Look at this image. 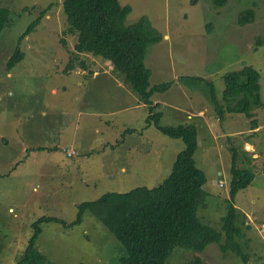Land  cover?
<instances>
[{"label":"rangeland","instance_id":"1","mask_svg":"<svg viewBox=\"0 0 264 264\" xmlns=\"http://www.w3.org/2000/svg\"><path fill=\"white\" fill-rule=\"evenodd\" d=\"M61 2L0 0V264L16 263L42 217L66 224L39 225L35 246L47 264H117L125 250L94 216L86 213L79 224L67 226L77 205L109 192L159 185L184 147L182 140L147 124V107L133 106L138 97L124 76L106 61L74 51L76 35L68 31ZM118 2L131 8L126 25L144 16L162 36L144 60L150 86L172 82L151 98L159 100L152 112L160 113L158 123L197 127L194 158L207 192L197 211L203 224L220 230L229 148H236L240 167L249 166L242 151L253 158V181L233 203L248 264H264V43L254 50L256 37L264 33V0H227L221 8L212 0ZM247 9L254 11V20L240 26L238 15ZM17 47L23 59L7 69ZM69 63L72 70L66 68ZM244 65L260 75L262 106L252 110L255 129L242 114L225 113L219 121L210 101L208 84L221 102L223 74ZM95 71L99 75L91 77ZM194 256L203 264H238L230 253L223 258L216 244L202 253L175 248L165 264H184Z\"/></svg>","mask_w":264,"mask_h":264},{"label":"trees","instance_id":"2","mask_svg":"<svg viewBox=\"0 0 264 264\" xmlns=\"http://www.w3.org/2000/svg\"><path fill=\"white\" fill-rule=\"evenodd\" d=\"M216 8L224 7L227 0H212ZM62 11L66 16L69 33L76 35L74 51L107 61L113 70L124 76L138 100L147 107V124L164 136L182 140L184 147L178 152L170 174L157 186H138L127 192H109L94 201L77 205L75 220L67 226L79 224L86 213L99 220L125 250L117 264H165L175 248H183L194 253H202L209 244H216L223 258L232 254L238 264H248V257L242 248L240 213L234 206L235 195L253 181L251 161L253 158L242 151L249 166H239L236 148L231 152L230 180L225 214L221 217V227L217 231L203 224L197 211L205 203L206 178L196 166L195 152L199 148L197 127L191 123L177 126H161L160 113H152L159 104L152 103L155 93H164L172 82L150 86V70L144 60L147 49L162 40L149 20L142 16L135 23L126 25L125 19L131 8L120 5L118 0H62ZM46 10V9H45ZM40 14L42 16L45 12ZM6 12L2 16L4 21ZM252 9L242 11L237 23L244 26L254 20ZM36 19L20 35L18 43L32 31ZM264 43V33L256 37L254 50ZM23 59L19 47L9 57L7 69ZM72 70V64L66 66ZM258 71L250 65L240 70L223 74L222 99L216 98L213 85L210 87V101L217 118L222 121L225 113L242 114L250 120L251 129L257 128V120L252 112L262 106L259 98ZM129 132L132 129L127 130ZM64 221L52 217H42L34 223V233L28 240L23 253L15 264H47L48 261L36 248V237L40 223ZM184 264H203L199 256H194Z\"/></svg>","mask_w":264,"mask_h":264},{"label":"crops","instance_id":"3","mask_svg":"<svg viewBox=\"0 0 264 264\" xmlns=\"http://www.w3.org/2000/svg\"><path fill=\"white\" fill-rule=\"evenodd\" d=\"M90 56V55H89ZM109 62H107L106 61V63L105 64H108ZM110 64V63H109ZM99 75V73H97L96 71L95 72H93V74H92V76L91 77H96V76H98ZM134 105L133 106H142L143 108H145V105H143L140 101H138V99L137 98H134ZM139 103H140V105H139ZM154 104H159V100H156L155 99V101H153V105ZM132 107V106H131ZM148 114V113H147ZM147 114H146V116H147ZM146 118V117H145ZM134 129H136V128H133L132 130H134ZM249 145V144H248Z\"/></svg>","mask_w":264,"mask_h":264},{"label":"built area","instance_id":"4","mask_svg":"<svg viewBox=\"0 0 264 264\" xmlns=\"http://www.w3.org/2000/svg\"><path fill=\"white\" fill-rule=\"evenodd\" d=\"M68 153V152H67ZM72 154H74V153H72ZM68 156H71L70 154H68Z\"/></svg>","mask_w":264,"mask_h":264},{"label":"bare ground","instance_id":"5","mask_svg":"<svg viewBox=\"0 0 264 264\" xmlns=\"http://www.w3.org/2000/svg\"><path fill=\"white\" fill-rule=\"evenodd\" d=\"M247 148L249 149V146H247Z\"/></svg>","mask_w":264,"mask_h":264}]
</instances>
